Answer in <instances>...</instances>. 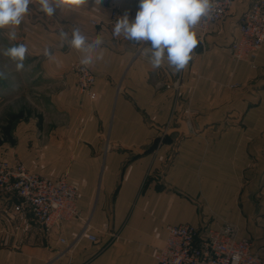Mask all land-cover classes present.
Segmentation results:
<instances>
[{"label": "crops", "instance_id": "crops-1", "mask_svg": "<svg viewBox=\"0 0 264 264\" xmlns=\"http://www.w3.org/2000/svg\"><path fill=\"white\" fill-rule=\"evenodd\" d=\"M253 1L237 0L205 34L196 26L198 46L176 73L166 61L154 69L142 43L112 35V9L131 21L139 0L57 9L53 17L33 0L24 21L36 18L26 33L37 39L36 60L24 65L34 74L23 86L33 87L38 116L13 114L20 121L12 123L11 145L0 158L43 177H66L98 240L80 238L78 219L49 235L36 224L26 227L14 212L16 201L0 198V264H155L168 225L224 223L264 258V46L253 61H237L230 51ZM91 19L103 24L94 27ZM63 28L104 39L103 60L89 66L95 100L77 89L73 68L82 53L63 50ZM9 30L0 29V58L17 39L23 44V23L14 41L7 39ZM11 62L0 70L7 63L12 74Z\"/></svg>", "mask_w": 264, "mask_h": 264}, {"label": "built area", "instance_id": "built-area-1", "mask_svg": "<svg viewBox=\"0 0 264 264\" xmlns=\"http://www.w3.org/2000/svg\"><path fill=\"white\" fill-rule=\"evenodd\" d=\"M237 0H216L213 18L201 21L197 28L202 33L220 23L232 10ZM122 14L112 9L110 21L115 25ZM90 24L102 25L95 19ZM239 36L230 46L237 61H253L264 46V0H255L239 19ZM76 86L90 100L97 98L96 75L89 66L78 63L74 68ZM0 198L16 201L14 212L22 214L26 227L36 224L47 235L63 225L78 219L83 223L80 238L97 242L91 233L90 218H82L77 205L78 191L66 177L51 179L29 170L23 163L0 158ZM61 243L67 244L65 238ZM239 254L237 264H264L253 250L250 239L240 238L237 228L229 223L218 227L168 225L163 246L155 253V264H232Z\"/></svg>", "mask_w": 264, "mask_h": 264}, {"label": "clouds", "instance_id": "clouds-1", "mask_svg": "<svg viewBox=\"0 0 264 264\" xmlns=\"http://www.w3.org/2000/svg\"><path fill=\"white\" fill-rule=\"evenodd\" d=\"M103 0H38L39 10L49 17H53L57 9L77 8L84 4L92 3L101 5ZM33 0H0V29H10L7 39H17L15 28L24 23V18L29 12V5ZM216 0H139V8L135 18L129 20L125 13L115 22L112 35L123 36L124 39L146 46L150 52V63L154 69L160 68L166 61L168 66L178 73L182 71L192 58V53L198 46L196 26L201 21L213 18ZM61 47L66 43L70 48L82 53L80 64L93 65L98 60H103L104 44L102 36L94 39L74 28L69 35L66 31L60 32ZM99 50V51H98ZM28 48L25 44H18L5 49L2 55L15 62L16 71L24 69V60ZM44 55L55 60L49 48L44 49ZM0 78H6L0 71ZM239 254L233 256L232 264H237Z\"/></svg>", "mask_w": 264, "mask_h": 264}, {"label": "rangeland", "instance_id": "rangeland-1", "mask_svg": "<svg viewBox=\"0 0 264 264\" xmlns=\"http://www.w3.org/2000/svg\"><path fill=\"white\" fill-rule=\"evenodd\" d=\"M30 22L23 23V44H25L28 48V52L26 54V58L24 60V65L34 62L36 60V37L33 35L29 39L26 38V33L30 32L31 28L36 25V18L30 17L28 18ZM91 25V24H90ZM26 29V30H25ZM62 29L60 30V32ZM63 31L69 32L66 28H63ZM16 44H19V41L17 39ZM69 46L65 43L63 46V50H66ZM0 64L4 61H13L9 57H1L0 58ZM4 60V61H3ZM15 63V62H11ZM76 66V65H75ZM2 71V70H0ZM8 64L5 63L4 66V73L6 78H0V153L3 150H6L8 146L11 144L7 142L5 136L3 135V128L7 125L8 119L15 113H26L25 120H27L31 114H34L35 117L38 115L36 114V108H35V94L34 91H32L33 87L24 88L23 86V79L25 78L29 79V76L31 74H34L33 71L30 70H21V71H10L12 74L8 75ZM14 72V74H13ZM27 73L26 75H24ZM8 75V76H7ZM11 81L13 83V86H9L8 83ZM27 91V92H25ZM26 93V94H25ZM25 98H30L31 100H28L29 102L25 101ZM26 103V104H23ZM25 105H29L26 107ZM34 112V113H33ZM20 120H17L15 124H17ZM14 124V125H15ZM6 148V149H5Z\"/></svg>", "mask_w": 264, "mask_h": 264}, {"label": "trees", "instance_id": "trees-1", "mask_svg": "<svg viewBox=\"0 0 264 264\" xmlns=\"http://www.w3.org/2000/svg\"><path fill=\"white\" fill-rule=\"evenodd\" d=\"M21 117L20 114L18 115H13L9 118L8 120V124L3 128V135L6 137L9 136V133H10V130H11V126H12V123L15 121V120H18L19 118ZM12 143H15L14 140H11Z\"/></svg>", "mask_w": 264, "mask_h": 264}, {"label": "water", "instance_id": "water-1", "mask_svg": "<svg viewBox=\"0 0 264 264\" xmlns=\"http://www.w3.org/2000/svg\"><path fill=\"white\" fill-rule=\"evenodd\" d=\"M182 124H183V125H184V127H185V125H186V122L184 121Z\"/></svg>", "mask_w": 264, "mask_h": 264}]
</instances>
